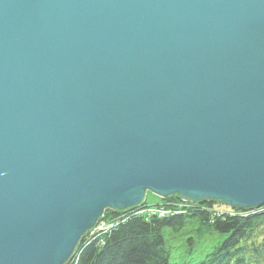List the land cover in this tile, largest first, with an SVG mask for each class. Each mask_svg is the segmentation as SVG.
Wrapping results in <instances>:
<instances>
[{"label":"water","instance_id":"water-1","mask_svg":"<svg viewBox=\"0 0 264 264\" xmlns=\"http://www.w3.org/2000/svg\"><path fill=\"white\" fill-rule=\"evenodd\" d=\"M148 192L264 205V0H0V264Z\"/></svg>","mask_w":264,"mask_h":264},{"label":"trees","instance_id":"trees-1","mask_svg":"<svg viewBox=\"0 0 264 264\" xmlns=\"http://www.w3.org/2000/svg\"><path fill=\"white\" fill-rule=\"evenodd\" d=\"M199 204L168 197L156 205L171 208L167 212L170 215L149 220L140 214V211L147 214L151 206L147 200L123 211L127 220L123 223L118 220V226L110 233L94 234L91 237L97 238L94 243L86 244L84 239L80 242L78 264H264V206L242 210L248 215L242 216V212L234 216L215 214L217 203L213 201ZM105 215L114 221L119 217L112 210ZM189 216H200L202 225L224 234L225 238L198 262H171L163 230L166 227L180 230Z\"/></svg>","mask_w":264,"mask_h":264},{"label":"rangeland","instance_id":"rangeland-1","mask_svg":"<svg viewBox=\"0 0 264 264\" xmlns=\"http://www.w3.org/2000/svg\"><path fill=\"white\" fill-rule=\"evenodd\" d=\"M146 200L149 205L163 202L161 197L153 193H148L146 195ZM218 207L225 213L224 215L233 214L235 216L242 212V216L248 215L241 209L228 208L226 205L222 204ZM229 211H231V213H229ZM117 216L116 214V217ZM108 218L109 220L114 219L112 217ZM117 222L118 219L116 218L115 223ZM95 231L101 232V234L103 233L98 227ZM163 233L166 239V245L171 254V262L176 263L200 261L206 253L211 251L225 238L224 234L213 230L211 227L202 225L200 216H189L186 218L185 224L180 230L174 231L172 227H166ZM77 251L78 248L73 256H76Z\"/></svg>","mask_w":264,"mask_h":264},{"label":"bare ground","instance_id":"bare-ground-1","mask_svg":"<svg viewBox=\"0 0 264 264\" xmlns=\"http://www.w3.org/2000/svg\"><path fill=\"white\" fill-rule=\"evenodd\" d=\"M148 193H151V192H148ZM147 193V194H148ZM170 197H176V196H170ZM146 201V200H145ZM145 201H144V203H145ZM181 201H183V202H186V201H184V200H182L181 199ZM214 202V201H213ZM188 203H196V202H188ZM205 203H208V202H205ZM215 203H217V208L215 209V210H213V212L215 213V214H221V215H224L225 213L224 212H222L221 211V209H219V205L220 204H222L221 202H215ZM204 203H200L199 205L201 206V205H203ZM222 205H224V204H222ZM206 206V205H205ZM264 206V205H263ZM263 206H261V207H263ZM228 208H231V207H229V206H227ZM261 207H259V208H261ZM258 208V207H257ZM148 210L146 211L147 212V214H144L143 213V217H146L147 219L146 220H149L151 217H153V216H157V217H165V216H169L170 214L169 213H166V212H168V211H172V209L171 208H163V209H161V208H159L156 204L155 205H151L150 207H148L147 208ZM233 209H236V208H233ZM107 210H109V209H107ZM106 210V211H107ZM229 210V209H228ZM241 210H246V209H241ZM105 211V212H106ZM212 211V210H211ZM105 212H104V214L102 215V217L99 219V221H98V223L96 224V226H95V228H93V229H91L89 232H87L86 234H84L83 235V237H82V240L84 239V241L86 242V244H89V243H94L96 240H97V238L95 239V238H93V239H91V237L92 236H94V233H96L97 234V231H95V229L98 227L104 234H108V233H110L113 229H115L117 226H118V224L117 223H115V221L114 220H109V218H108V216H107V218H106V215H105ZM116 214H118L119 215V217H118V220L120 221V222H125L126 220H127V216H126V213H123V212H115ZM229 213H231V211H229ZM115 223V224H114ZM81 240V241H82ZM80 241V242H81ZM80 244V243H79ZM79 263V252L77 251L76 252V256H72L71 258H70V260L68 261V263L67 264H78Z\"/></svg>","mask_w":264,"mask_h":264},{"label":"built area","instance_id":"built-area-1","mask_svg":"<svg viewBox=\"0 0 264 264\" xmlns=\"http://www.w3.org/2000/svg\"><path fill=\"white\" fill-rule=\"evenodd\" d=\"M167 213V212H166ZM140 214H143V212L142 211H140ZM97 233H101V232H97ZM95 234V233H94Z\"/></svg>","mask_w":264,"mask_h":264}]
</instances>
